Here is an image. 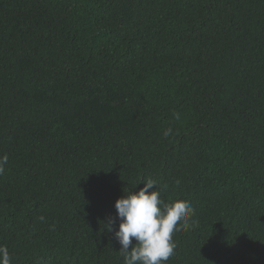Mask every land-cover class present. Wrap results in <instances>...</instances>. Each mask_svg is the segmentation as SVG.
Segmentation results:
<instances>
[{"label": "trees", "instance_id": "trees-1", "mask_svg": "<svg viewBox=\"0 0 264 264\" xmlns=\"http://www.w3.org/2000/svg\"><path fill=\"white\" fill-rule=\"evenodd\" d=\"M4 155L12 264H123L145 179L194 209L166 264H264V0H0Z\"/></svg>", "mask_w": 264, "mask_h": 264}, {"label": "clouds", "instance_id": "clouds-1", "mask_svg": "<svg viewBox=\"0 0 264 264\" xmlns=\"http://www.w3.org/2000/svg\"><path fill=\"white\" fill-rule=\"evenodd\" d=\"M7 161V155L0 157V173ZM143 181L144 187L138 192L125 191L127 194L115 202L120 219L115 231L121 245L119 252L123 264H166L175 255L174 233L189 229L194 209L183 199L166 204L161 199L166 186H158L152 179ZM107 225L111 231L112 224ZM0 264H12V256L3 245H0Z\"/></svg>", "mask_w": 264, "mask_h": 264}]
</instances>
